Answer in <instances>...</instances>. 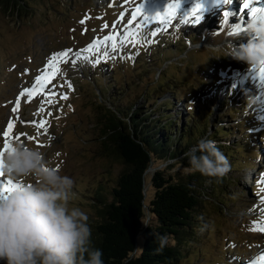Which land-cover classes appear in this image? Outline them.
Returning a JSON list of instances; mask_svg holds the SVG:
<instances>
[{"label": "rangeland", "instance_id": "obj_1", "mask_svg": "<svg viewBox=\"0 0 264 264\" xmlns=\"http://www.w3.org/2000/svg\"><path fill=\"white\" fill-rule=\"evenodd\" d=\"M247 1L229 0L226 4L225 0H180L175 18L165 23L155 16L165 11L169 0H26L22 9L9 13L0 5V149L3 133L11 121L14 125L11 143L20 141L40 149L50 165L74 180L69 206L78 207L88 215L92 243L96 239L95 225L100 220L102 203L110 199L111 187L126 169L114 154L111 141L104 142L106 138L102 137L109 103L107 96H99L97 89L111 85V89L118 91L121 85L125 92L120 99L133 101L134 107L145 109V84L157 76L165 63L177 60L176 69L187 76L178 89L182 96H188L180 101L175 99L177 109L190 111L200 97L216 93V102L208 101V106L214 115L225 114L230 105L219 106L231 92L235 93L233 97H245L244 104H232L231 107L240 109L231 118L224 119L223 124L238 125L231 140L241 137L242 127L245 133L250 129L253 142H259L256 146L259 152L255 151V166L246 165L225 175L231 183L225 187L224 198L228 193L232 197L235 192L234 200L223 204L219 195L222 185L219 189L211 180L203 183L207 197L203 209L210 221L204 223L203 232L197 234L198 238L187 246L186 254L176 264H254L263 257L264 251V231L251 230L264 227V191H261L264 189V139L255 137L254 133L262 130L264 135V123L249 128L251 124L246 123V117L251 115L257 121H264V79L259 68L252 69L231 57H213L210 48L236 38L250 18L251 3L257 7L264 3V0ZM197 4L201 6L197 13L201 19L194 23L196 17L192 10ZM138 6H142L143 14L150 19L146 21L140 16L129 24ZM225 11L229 12L228 17L223 15ZM234 29L237 34L230 35ZM198 31L199 38L192 40ZM129 33L135 36L130 38ZM109 35L116 37L115 49L113 41H104ZM168 35L175 36L176 42L181 41L174 45V53L169 59L164 58V63V60L151 59L150 51L158 47L157 43L164 45L161 42ZM97 41L101 42L98 50L83 51ZM233 42H246V37ZM66 50L68 55L59 63V71L46 88L31 97H22L23 90L32 88L36 77L43 74L52 54ZM124 56L135 59L138 62L135 67L146 65V70L139 74L122 59ZM219 62L223 68H217ZM175 67L167 65L165 70L171 72ZM221 73L224 75L219 77ZM248 95L256 97L249 101ZM155 96L159 100L164 94L157 92ZM190 96L195 100L193 107ZM18 100L20 105L14 112ZM153 100L150 97L147 101ZM128 111L121 116L125 117ZM40 121L45 122L43 128L39 127ZM211 127L209 132L215 127L213 119ZM178 165L173 163L170 168ZM21 182L30 184L33 178H22ZM148 186H145L146 200L152 193Z\"/></svg>", "mask_w": 264, "mask_h": 264}, {"label": "trees", "instance_id": "obj_2", "mask_svg": "<svg viewBox=\"0 0 264 264\" xmlns=\"http://www.w3.org/2000/svg\"><path fill=\"white\" fill-rule=\"evenodd\" d=\"M25 1L0 0V5L7 13L16 12L25 6ZM199 33L200 31L191 39L199 38ZM175 36H178L177 32ZM175 36H166L161 42L164 45L157 43L158 47L149 53L150 58L164 60L163 63L164 58L169 59L174 53V45L181 42H176ZM122 59L133 68L138 63L131 57L124 56ZM109 61L115 64L111 59ZM176 63L177 60L165 63L157 76H153L145 84V109L134 107L133 101L120 99L125 92L121 85L118 91L111 89V85H102L97 89L99 96H107L109 103L106 111L108 116L101 130L102 137L106 138L104 142L111 141L114 154L126 165V169L118 175L115 185L111 187L110 199L103 201L100 220L95 225L96 239L91 246L102 251L104 264L180 263L186 254L187 246L194 243L198 238L197 234L203 232L204 223L210 221L209 215L203 209L204 199L207 198L203 183L211 180L219 189L222 185L223 189L222 192L219 191V195L222 196L220 201L223 204L234 200L235 192L232 197L228 193L224 198L225 187L231 183L230 177H207L191 168L185 153L195 147L199 140L217 141V146L228 159L229 172L246 165H256L253 158L259 152L256 148L259 142H253L250 129H246L245 133L242 127V131H239L243 133L241 137L231 140V135L237 132L238 125L226 127L223 124L224 119L231 118L232 114L240 109L239 106L236 109L231 107L232 104H244L245 97H233L235 93L231 92L219 106L223 108L230 105L225 114L214 115V110L208 106V101L216 102V93L200 97L196 100L197 104L190 96L192 107L195 102L194 109L187 112H184L186 109L183 108L177 109L175 99L180 101L182 97L188 96H182L178 89V85L182 84L187 76L182 70L176 69ZM167 65L175 69L166 72ZM216 66L223 68L220 62ZM235 66L239 70L240 65ZM146 67L144 65V68L135 69L142 74ZM222 74L224 75L221 73L219 77ZM157 92H162L164 97L158 100L155 96ZM150 97H154L153 102L147 101ZM248 97L250 101L256 95ZM127 109V115L122 117ZM246 118V123L251 124L249 128L264 123L251 115ZM212 119L215 121V127L209 132ZM261 132L262 130L256 131L254 136L258 135L264 139ZM226 140L230 141L227 143ZM164 163L165 166H162ZM173 163H178V167L171 169ZM149 168L151 170H148ZM147 184L152 190L148 200L145 189ZM160 236H166L168 243L163 251L157 252ZM191 253L190 251L189 255Z\"/></svg>", "mask_w": 264, "mask_h": 264}, {"label": "clouds", "instance_id": "obj_3", "mask_svg": "<svg viewBox=\"0 0 264 264\" xmlns=\"http://www.w3.org/2000/svg\"><path fill=\"white\" fill-rule=\"evenodd\" d=\"M246 37V42L233 41ZM213 57H231L252 69L264 66V10L247 20L236 38L210 46ZM191 168L222 178L230 170L216 142L201 139L185 153ZM3 171L20 186L0 199V261L4 264H104L102 251L91 246L88 215L69 201L74 180L49 164L44 153L24 142H12L3 156ZM33 178L32 183L21 182ZM156 251L168 240L160 236Z\"/></svg>", "mask_w": 264, "mask_h": 264}, {"label": "snow or ice", "instance_id": "obj_4", "mask_svg": "<svg viewBox=\"0 0 264 264\" xmlns=\"http://www.w3.org/2000/svg\"><path fill=\"white\" fill-rule=\"evenodd\" d=\"M228 2H229V0H225L226 4ZM179 7H180V0H169V3L167 4L165 11L162 14L157 13L155 16V19L159 20L161 23L170 22L172 19L175 18ZM200 7L201 6L199 4H197L196 7L192 10V15L196 17L195 20L193 21L194 23H198L201 19V17L199 15H197V13L200 11ZM259 11H261V10L253 7L251 9V12H250V17L255 16ZM223 15L225 17H228L229 12L225 11ZM140 16H144V19L146 21L148 19H150L149 17H147L143 14L142 6H138L132 12L131 20L128 23L132 24ZM239 31H243V28L239 29ZM229 34L230 35L237 34V30L234 29L233 32H230ZM128 35L130 38L135 36L134 33H129ZM115 40H116V37L111 36V35L106 36L104 38L105 42L106 41H113V44H112L113 49H115V47H116ZM134 42H136V41H134ZM100 43H101L100 41H97L93 44H90L88 46V48L83 50V51L90 52L93 49L98 50V45ZM67 55H68V50L52 54V56L48 60V63L46 65L45 69L43 70V74L36 77L35 85L32 88L24 89L23 92L21 93V96L24 97L26 95L27 97H31L34 93H38L40 91H43L46 88V86L50 83V81L55 77L56 73L59 71V68H58L59 63ZM96 62L99 63V60L97 59ZM259 72H260L261 78L264 79V66H261L259 68ZM63 98L67 99V96H64ZM19 105H20V101L18 100L16 107L13 109L14 112L17 111ZM44 126H45V122L40 121L39 127L43 128ZM13 127H14L13 123L11 121L8 122L7 129L3 133L4 143H3V148L0 149V169L3 168L4 153L7 152L11 146L10 134L12 133ZM17 139H19V138L17 137ZM3 177H5V175H4L3 171L0 170V178H3ZM262 182H264V181H262ZM19 186L20 185L17 182L13 181L10 178H7L6 180L0 179V199L6 198L7 193H9L10 191L14 190L15 188H17ZM261 191H264V189H261ZM251 230H253V231H264V227H261V228L254 227Z\"/></svg>", "mask_w": 264, "mask_h": 264}, {"label": "bare ground", "instance_id": "obj_5", "mask_svg": "<svg viewBox=\"0 0 264 264\" xmlns=\"http://www.w3.org/2000/svg\"><path fill=\"white\" fill-rule=\"evenodd\" d=\"M250 1H252V0H248L247 1V3H249ZM256 1H261V0H256ZM246 2V1H245ZM231 3V2H230ZM244 3V2H243ZM251 7L253 8V7H256V8H258V9H260L261 10V8H263L262 10H264V3H262L261 5H260V7H257V5L256 4H254L253 2L251 3ZM240 11H242V10H240ZM263 256H264V251H263Z\"/></svg>", "mask_w": 264, "mask_h": 264}, {"label": "water", "instance_id": "obj_6", "mask_svg": "<svg viewBox=\"0 0 264 264\" xmlns=\"http://www.w3.org/2000/svg\"><path fill=\"white\" fill-rule=\"evenodd\" d=\"M148 170H151V168H149ZM148 170H147V171H148Z\"/></svg>", "mask_w": 264, "mask_h": 264}]
</instances>
